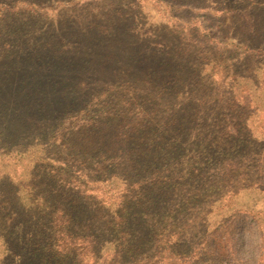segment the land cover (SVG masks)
I'll return each instance as SVG.
<instances>
[{
  "label": "rangeland",
  "instance_id": "obj_1",
  "mask_svg": "<svg viewBox=\"0 0 264 264\" xmlns=\"http://www.w3.org/2000/svg\"><path fill=\"white\" fill-rule=\"evenodd\" d=\"M120 1L0 0V82L5 87L15 83L24 67L29 72H43L42 74L45 73L44 75L48 78L56 77L58 79L59 76H66L68 93L65 94V97L70 95L69 97L80 98V104H86L88 109L72 115L71 119L63 123L64 125L60 130L62 133H65L67 128L85 127L90 123L95 125L100 123V127H104L107 125L106 121L111 115L110 113H114L115 122L112 121V125L118 122L115 120L116 118L120 120L131 112L137 113L138 109L132 107L133 99H130L128 93L108 89V87L100 84V80L94 77L90 78L92 73H88L96 69L99 71V77L104 75L103 71L99 70L100 63L103 55L112 57L117 54L115 50L118 49L115 48V44L127 45L123 49L129 52L134 50L132 44L137 43V40L133 34L126 35L125 39L116 40L112 34H108V36L97 33V31H104L103 26L116 28L119 24H124L115 15L117 10H125L121 8ZM127 2L132 3V5L125 7L124 12L129 13L128 11H131L130 14L135 15L136 18L133 29H138L142 34H146V42L149 44L158 41L161 46L167 47L168 45L170 47L168 51L170 53L172 51L171 56L175 61L176 74L174 76H177L179 80L182 94L189 95V98L200 102L199 107H192L200 113L201 119L198 123L206 124L204 116L208 111H210L207 113L209 121L206 125L208 126H211L213 120L214 124L219 123L220 125L237 123L233 119L237 110L231 108L232 105L229 101L232 94L224 83L225 64L215 60L207 66V72L203 71L208 62L207 49H209L210 44L207 41L209 36L206 37L205 34H216L217 28L215 27L223 26L227 21L226 17L217 18L213 15L219 14H209V12L197 7L179 8L171 6L161 0H127ZM180 15L183 18H179ZM129 25H132V22ZM210 26L211 29H208ZM153 32L154 38H150L149 34ZM75 45H80L82 48L94 47L92 51L95 52L91 57L84 54L75 57L64 54L72 50ZM138 46L140 44L135 46V50H137L134 51L135 53L139 52ZM141 49L144 48L141 46ZM52 50L56 52L52 53ZM53 57L59 68L57 73L52 72L50 74L44 71L45 63L46 60H52ZM66 61H70L73 68L83 70L80 78H76L70 73L64 74L65 69L69 68ZM62 67L65 68L61 69ZM246 68L247 64L238 65L239 70L244 71ZM260 74L261 79H263L264 72L261 71ZM94 80L98 85H94ZM82 81L84 86L88 85V88L91 89L89 93L81 90L84 88L80 86ZM227 81H229V77ZM234 86L238 96L249 94L244 93V90L249 89V83L238 80ZM46 90L48 92L43 94V89H34L29 99L23 97L20 92L18 99L26 111H29L33 116L38 115L40 113L37 110L40 107L42 112L45 106L50 107L48 105H51L53 98H56L57 101H59V97L61 98L58 93H51L49 89ZM249 90L252 92L254 104L259 105V111H253L256 107L253 103L243 110V118L245 117L244 114L250 115L249 126L255 139V141L252 138L247 141L245 148L247 153L251 148V141L261 147L264 145L262 144V142L264 143V85L262 89L250 87ZM59 109L60 107H58ZM42 113L44 114V111ZM33 121L35 124H32L37 126L36 132H34L35 126L27 127L24 130L26 137L38 136L42 133L48 135L49 120L46 123L42 120V123L39 124L35 120ZM5 126L0 119V131L4 130L6 136L9 134L10 138L4 137L14 142L15 131L11 125H7L6 129ZM237 128L241 127L238 126ZM212 129L214 130L213 126ZM51 137L49 136V138ZM181 138L182 143L185 142V144L182 145L184 149L179 152H176L177 141L169 140L175 155L168 162V165H172L170 173L165 170L163 174L168 181L167 195H165V202L162 204L164 214L158 220H162L169 230L158 233V235L162 233V237H164L159 241L158 235L154 234V231H158V229L154 227V231L149 232L152 236L149 239L150 243L141 248V253L149 254L150 258L154 257L153 262L162 259L158 264H264V172H260L261 170L258 171L256 168L255 163L259 160L248 157V154L243 157L232 156V158H227V161L224 162L226 166L234 162L243 165L250 164V167L244 172L246 176H243V180L240 178L239 183L228 184L223 198H221V193L218 199L214 188V191H211V181L213 178L215 179V176L213 177V172L209 171L216 159L209 157L205 152H200L201 154L194 158L193 154L197 152V149L185 141L184 136ZM2 141L6 143L3 138ZM51 142L48 146L32 145L37 147L25 151L21 148L15 150L12 145L7 146L8 150H6L4 149L6 147L2 148L3 146L0 145V193L18 188V185L25 188L31 183L36 184L37 175L43 177L45 183L59 188L62 181L58 180L53 183L54 179L51 176L45 178L47 176L44 177L43 175L44 169L48 171L51 166L55 170L59 166V163L54 160L60 154H58L57 149L51 146ZM0 143L2 142L0 141ZM232 145L233 148L236 144L232 143ZM203 147L206 145L201 146V148ZM233 157L237 158L229 162L231 159L233 160ZM175 161L178 165L173 163ZM222 162L223 160H220L221 164ZM262 164H264L263 154ZM192 166H198L201 171L189 173L188 169ZM205 166L207 167L205 168ZM113 171L116 170L110 172ZM153 175L152 172L147 174L148 181L140 184V187L133 193H131L133 187L127 191L126 186L120 185V183H111L108 184L109 186L107 184H90L88 187L92 191L90 195L97 198L94 200L103 201L111 214H118L117 211L121 210V214L124 213L123 215H125L126 209L131 206L137 210L144 208L141 204L137 205V201L144 202L150 199L148 195L155 192L156 186L154 187L149 180ZM74 179L73 177L70 180L75 181ZM232 179L234 181L236 177L233 175ZM257 179L263 181L259 188L247 190L244 187V185H250ZM227 180L229 179H223L224 182ZM80 181L72 182L76 185L75 192L71 196L67 194L66 201L63 199L67 207L72 205V220L67 223L64 229L61 231L53 223L46 221L42 226L41 233H44L40 238V242H42L40 246L35 245V239L20 244L19 237L22 233L15 230L9 234V231H6V241L8 240L17 252L14 257L7 256L0 239V262L6 256L4 264H77L76 251H74L76 244L74 242L88 234L83 223L88 221L97 208L94 204L95 201L79 193L81 189H84L80 186L82 185ZM173 190L177 191L174 195L170 192ZM27 192L25 191L24 195H27ZM136 194L139 195V200L134 198L129 201ZM190 196L193 197L189 198ZM57 200L58 198L53 199V202H57ZM205 200L215 201L212 204L204 203ZM127 201L129 203L125 204ZM190 202H194L197 206L188 209ZM208 208L211 211L207 215V222L206 224L201 223L200 217L210 210ZM94 217L95 215H92L90 219ZM151 219L153 218L151 217ZM24 221L25 219H22L20 223L23 224ZM31 227L33 228V226ZM138 236L139 229L132 236L133 243H136ZM178 236H181L183 241L187 239L190 242L184 245L181 241L177 247L171 249ZM56 241L60 242L58 245H62V248L55 250L56 254L53 255V246ZM118 245L115 244L114 247L108 246L104 249L105 257L108 256L109 259L118 249L120 251L121 248L117 247ZM190 252L193 254L192 258L189 257V262L180 261L174 256V253H178L179 256L185 257L189 256Z\"/></svg>",
  "mask_w": 264,
  "mask_h": 264
},
{
  "label": "trees",
  "instance_id": "obj_2",
  "mask_svg": "<svg viewBox=\"0 0 264 264\" xmlns=\"http://www.w3.org/2000/svg\"><path fill=\"white\" fill-rule=\"evenodd\" d=\"M161 1L179 8L187 6L197 7L200 10L209 12V14H219L213 15L217 18L226 17L227 21L223 26H219L220 28L218 26L215 27L217 28L216 34H205L206 37L209 36L207 41L210 44L209 49H207V54H209L208 62L203 71L207 72V66L215 60L225 64L223 71L224 83L232 94V98L230 97L229 101L232 105L231 108L237 110L235 115H233V119L237 123L220 125L219 123L214 124L213 120L211 126H208L206 125L207 121H209L207 113L210 111L204 116L206 124L198 123L201 119L199 117L200 113L192 107H199L200 102L189 98V95L182 94L181 86L178 83L179 80L177 76H174L176 74L174 69L175 61L171 56L172 51L171 53L168 51L170 47L168 45L167 47L161 46L158 41L147 43L146 34H142L138 29H133V24L136 20L135 15L130 14L132 13L131 11H128L129 13L124 12L126 10L125 7H131L132 3L127 2V0H121V8L125 10H117L115 15L124 24H119L116 28L103 26L104 31H97V33L99 35L112 34L116 40L125 39L126 35L133 34L137 40V43L132 44L134 50L129 52L123 49L127 45L115 44V48L118 49L115 50L117 54L113 56L111 54L112 57L103 55L100 63L99 70L103 71L104 75L99 77V71L96 69L88 73H92L90 78L94 77L100 80V84L104 87L128 93L131 97L130 99H133L132 107L138 109L137 113L131 112L120 120L116 118L115 120L118 122L114 125H112L114 113H110L111 115L108 116L106 121L107 125L101 126L102 128L99 121H97L99 125L90 123L85 127L67 128L66 132L62 133L60 130L64 125L63 123L67 122L68 119H71L78 112L88 109L86 104H80V98L69 97L70 95L65 97V94L68 93L66 84L68 79L66 80V76H59L58 79L56 77L48 78L44 75L45 73L42 74L43 72H29L24 67L15 83L5 87L0 82V119L6 125L5 129L7 125L12 126L16 136L14 142H11L6 138H10V135L7 134L6 136L4 130L0 131V141L2 142L0 145L3 146L2 148L6 147L4 148L6 150H8L7 146L12 145L15 150L21 148L25 151L37 146H48L50 141H52L51 146L57 149L58 154H60L54 160L59 163V166L55 170L51 166L48 171L44 169L43 175L44 177L47 176L45 178H50L51 176L54 179L53 183L58 180L62 181L59 188H56L45 183L43 177L37 175L38 181L36 184L31 183L25 188L22 185H18V188L9 190L6 193H0V239L5 247L4 251L7 256L14 257L17 251L8 240L6 241V231H9V234L15 230L22 233L19 237L20 244L35 239V245L40 246V243L42 244L40 238L44 233H41L42 226L46 221L53 223L61 231L64 229L67 223L72 220V205L67 207L63 199L64 201L67 200V194L68 196L73 195L76 189V185H74L76 180L84 179L82 182L80 181V184H82L80 186L84 189H81L82 191L80 190L79 193L95 201L94 199L97 198L94 195H90L92 192L88 187L90 184L108 185L120 183V185L126 186L127 191L133 187L131 191L133 193L140 187V184L148 181L146 175L152 172L154 175L149 180L154 187L156 186L155 192L148 195L150 199L144 202L137 201V205L141 204L144 207L140 208L141 210L131 206L126 209L125 215H123L124 213L121 214V210L117 211L118 214H111L103 201H95L94 204L97 208L96 212L92 214L95 217L90 219L91 215L88 221L83 223L88 234L74 242L76 244L74 251H76L77 264L160 263L162 259L153 262L154 257L150 258L149 254L141 253V248L150 243L149 239L152 236L149 232L154 231V227L158 229V231H154V234L157 235L159 232L169 230L166 224L162 220H158V218L164 214L162 204L165 202V195H167L168 181L163 174L165 170L170 173L172 165H168V162L175 155L171 149L170 139H174L178 143L176 152L184 149L182 145L185 142L182 143L183 140L181 138L184 136L185 141L191 143V146L197 149V152L193 154L194 158L205 152L209 157L216 159L209 171L213 172V177L215 176V179L213 178L211 181V191L215 190L218 199L221 193V198H223L228 184L239 183L240 178L243 180V176H246L244 172L250 167V164L243 165L242 163L234 162L226 166L224 162L227 161V158H232V156L243 157L248 154V157L259 160L255 163L256 168L258 171L264 172V164H262L264 145L261 147L251 141V148H249L248 153L246 152L247 141L251 138L254 141L255 139L249 126L248 119L250 115L244 114L245 117L243 118L245 107L252 105V103L254 104L252 92L249 90L250 87L262 89L264 85V75L263 79L260 77V72H264V0ZM179 18L183 17L180 15ZM131 22L132 25H129ZM208 29H211V26ZM154 35V32L149 34L150 38H154ZM138 44H140L138 46L139 52L135 53L134 51H137L135 46ZM141 46L144 49H141ZM92 49L94 47L82 48L80 45H75L72 50L64 54L72 57L84 54L87 57H91L95 52ZM55 52V50H52V53ZM211 57L212 59H209ZM66 63L69 68L65 69L64 74L70 73L76 78L82 76V69L73 68L70 61H66ZM45 64V72L50 74L52 72L57 73L59 67L54 57L52 60H46ZM245 64H247V68L244 71L238 69V65ZM64 68L62 67L61 69ZM228 77L229 81H227ZM238 80L249 83V89L244 90V93H249L247 96L243 95L240 97L236 94L237 90L234 85ZM94 85H98L95 80ZM80 86L84 87L81 90L86 93L91 91L88 85H83V81ZM39 88L44 90L43 94H46L48 92L46 89H49L51 93H58L61 98L59 97V101L53 98L51 105H48L50 107L45 106L42 109L44 114L41 112L40 107L37 110L40 114L37 113L38 115L33 116L22 107L18 94L21 92L23 97L29 99L34 89ZM255 106L253 111L258 112L259 105ZM58 107H60L59 110ZM33 120L37 124L42 123V120L44 123L49 120L48 135H43L45 133H42L38 136L26 137L24 130L29 126H35L32 124L34 123ZM240 120L243 123H240ZM238 126L241 128H237ZM34 128V132H36L37 126ZM49 136L52 137L49 138ZM2 138L5 139L6 143H3ZM232 143L236 144L233 148ZM262 144L264 143L262 142ZM203 145H206V147L201 148ZM236 158L233 157V160L231 159L229 162L234 161ZM220 160H223L222 164ZM173 163L178 165L177 161ZM166 166L167 168L165 169ZM111 170L116 171L110 172ZM188 171L189 173H195L196 171L199 173L201 169L198 166H192ZM141 174L143 175L141 176ZM233 175L236 177L234 181L232 179ZM239 175L240 177H238ZM73 177L75 181L70 180ZM225 178L229 180L224 182L223 179ZM262 182L261 179H257L251 182L250 185H244V187L247 190L259 188ZM71 186L72 188L70 189ZM25 191H28L27 195H24ZM170 192L174 195L177 191L173 190ZM138 196V194L134 195L129 201L134 198L139 200ZM191 197L193 196L189 198ZM57 198V202H53V199ZM129 201L125 202V204L129 203ZM214 201L205 200L204 203L213 204ZM188 204H190L188 209H193L197 206L194 202ZM203 208L205 209V207ZM210 211L211 209L200 217L201 223L206 224V218ZM22 219H25L23 224L20 223ZM28 225H30V228H28ZM138 229V240L133 243L132 236ZM158 237L159 241L164 239L162 233ZM181 238V236L176 238V242L171 246V249L177 247L181 241L184 245L190 242L187 239L183 241ZM51 239H53L52 236ZM129 243L130 245H128ZM58 244L60 242L56 241L53 246V255L56 254L55 250H61L62 248V245ZM115 244H119L117 247H120L121 250L119 251L118 249L108 259V256L105 257L103 250L108 246L114 247ZM192 254L190 252L189 256L182 257L178 253H174V256L180 261L189 262V257L192 258ZM5 257L0 264H4ZM101 258L102 261H100Z\"/></svg>",
  "mask_w": 264,
  "mask_h": 264
}]
</instances>
